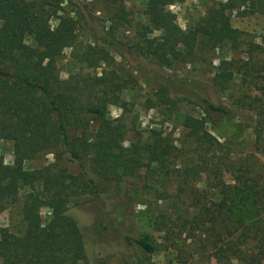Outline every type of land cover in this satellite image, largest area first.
Listing matches in <instances>:
<instances>
[{
    "label": "trees",
    "instance_id": "16d2710c",
    "mask_svg": "<svg viewBox=\"0 0 264 264\" xmlns=\"http://www.w3.org/2000/svg\"><path fill=\"white\" fill-rule=\"evenodd\" d=\"M174 1L146 0L147 21L131 43L111 35L103 40L130 60L133 68L145 60L155 66L156 96L167 117L183 100L200 109L199 116L183 115L182 124L194 143V164L217 174L230 151L211 134L206 123L217 125L233 111L223 101L212 99L198 82L174 78L165 68L189 59L198 49L227 45L237 50L244 42L242 32L230 24L226 10L233 6L228 2L212 5L202 21L182 28L168 9ZM61 2L0 0V141L10 140L14 153L12 163H5L0 154V212L21 198L23 219V228L17 232L0 227L2 264H105L124 246L133 245L147 253L155 250L147 233L131 234L115 214L120 185L145 168L155 177L145 183V188H152L153 181H160L159 173L170 172L176 146L153 129L143 135L135 132L124 143L128 128L122 114L110 118L106 110L110 104L125 107L122 93L127 77L113 69L99 75L60 77L57 62L68 47L77 61L88 66L112 60L103 46L76 48L77 21L59 12ZM53 19L56 22L52 25ZM26 37H31V44ZM222 64L208 86L215 91L234 79L231 66L235 59H224ZM253 77L264 78V67ZM248 104L255 110L254 133L264 150V93L250 98ZM48 150L53 153L54 164L23 167L24 160L37 159ZM62 160L74 162L78 171L56 167ZM249 166L242 160L233 168V188L238 193H254L263 204L264 174L249 177ZM184 173L190 174L188 169ZM81 196H90L98 206L91 243L69 212L71 205L80 203ZM226 199L232 200L229 192L221 200L224 208H228ZM43 206L50 209L46 221L40 213ZM210 216L216 218L213 212Z\"/></svg>",
    "mask_w": 264,
    "mask_h": 264
},
{
    "label": "rangeland",
    "instance_id": "374dc122",
    "mask_svg": "<svg viewBox=\"0 0 264 264\" xmlns=\"http://www.w3.org/2000/svg\"><path fill=\"white\" fill-rule=\"evenodd\" d=\"M61 1L59 12L77 21L76 48L88 44L103 46L112 60L88 66L77 61L72 56L73 49L68 47L57 62L60 77L99 75L103 70L112 69L127 77L122 93L125 107L110 104L106 110L110 118L122 114L128 128L124 143L135 132L143 135L153 129L168 136L176 146L169 163L170 172L159 173L160 181H153L152 188H145V183L155 178L145 168L120 185L115 214L131 234L147 233L155 250L147 253L133 245L124 246L105 264H264V200L262 204L254 193H238L233 188V168L242 160L250 164L249 177L264 174V150L254 133L255 110L248 104L250 98L262 97L264 93V78L253 77L255 71L264 67V0H255V7L252 0H175L168 6L177 24L185 28L202 21L212 5L228 2L233 6L226 10L230 24L242 32L244 42L237 50L227 45L212 50L198 49L189 59L165 68L174 78L198 82L212 99L223 101L233 111L217 125L206 123L211 134L230 151L217 174L213 169L194 164V143L182 124L183 115L199 116L200 109L183 100L171 117H167L156 96L155 66L145 60L139 68H133L128 63L130 60L126 61L103 40L111 35L131 43L136 31L147 21L146 0ZM55 22L53 19L52 25ZM26 42L31 44V37H26ZM230 58L235 59L231 66L234 79L224 89H210L213 75L224 65L222 61ZM261 138L264 139V132ZM0 154L5 163L14 161L10 140L0 141ZM47 164H54L50 150L37 159L23 161L25 169ZM56 167H64L71 173L78 171L76 164L69 160H62ZM186 169L189 175H185ZM226 192L232 200L226 199L229 210L225 213L228 208L221 206V200ZM78 201L79 204L70 206L69 212L77 219L85 240L91 243L95 239L98 206L90 196H81ZM211 212L216 214L215 219L211 218ZM40 213L46 221L50 209L43 206ZM198 217H202L201 222ZM0 227L12 232L23 228L21 198L0 212Z\"/></svg>",
    "mask_w": 264,
    "mask_h": 264
}]
</instances>
